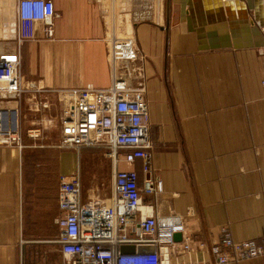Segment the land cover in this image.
<instances>
[{
	"label": "crops",
	"instance_id": "0c3cea01",
	"mask_svg": "<svg viewBox=\"0 0 264 264\" xmlns=\"http://www.w3.org/2000/svg\"><path fill=\"white\" fill-rule=\"evenodd\" d=\"M226 1L229 21L214 12L207 18L201 1L192 0V14L173 23L177 14L165 0L162 26L153 11L144 19V0H53L54 39H43L38 23L36 40L19 44L14 0L15 22L1 29L0 55L19 54L23 88L31 83L45 89L106 88L112 82L108 40L124 37L119 34L130 25L144 56L143 73L133 84L143 85L148 105L151 175L161 181V189L143 199L154 213L182 216L184 235L191 239L190 251L179 248L169 264H213L210 248L223 227L236 241L264 245V47L248 46L259 40L243 23L248 12L249 19L255 13L254 0L251 10L245 0ZM8 18L0 11V23ZM230 29L237 47L223 46L233 43ZM53 58L62 76L55 82L46 64ZM33 94L0 99L24 132L35 114L46 112L36 110ZM87 148L90 188L70 153ZM76 169L82 195L108 202L112 163L105 149L58 148L26 135L21 147L0 143V264H63L58 184ZM228 264H264V254Z\"/></svg>",
	"mask_w": 264,
	"mask_h": 264
},
{
	"label": "built area",
	"instance_id": "2783aa9c",
	"mask_svg": "<svg viewBox=\"0 0 264 264\" xmlns=\"http://www.w3.org/2000/svg\"><path fill=\"white\" fill-rule=\"evenodd\" d=\"M16 14L19 44L36 40L38 23H42V38L54 39L53 0H16ZM108 43L110 86L45 89L31 83L23 88L19 54L9 52L0 55V99L34 93L36 110L44 109L47 114H42L43 123L26 130L29 137L41 139L46 126L55 123L59 132L56 147H100L111 159L112 194L108 202L82 195L79 169L60 177L58 205L62 215L57 219V242L63 264H164L165 255L169 264L179 248L190 251L191 239L184 235L182 216L154 213L143 199V195L161 189V181L151 175L153 141L144 87L140 82L133 84L136 75L143 73L144 56L133 36L113 35ZM52 97L60 105L55 117L48 114ZM0 143L22 146L20 119L1 107ZM121 163L131 168H123ZM176 233L181 234L179 242ZM125 245H134V252H123ZM148 245L154 249L137 250V246ZM210 252L213 264H228L264 254V245L254 239L236 241L223 227Z\"/></svg>",
	"mask_w": 264,
	"mask_h": 264
},
{
	"label": "rangeland",
	"instance_id": "374dc122",
	"mask_svg": "<svg viewBox=\"0 0 264 264\" xmlns=\"http://www.w3.org/2000/svg\"><path fill=\"white\" fill-rule=\"evenodd\" d=\"M147 5H151V6L147 7ZM0 11L2 12V14L6 17V15L9 16L8 20L6 19L4 23H0V36L2 35L1 29L3 30V26L4 24L9 21L12 20L13 22H15V5H14V0H0ZM150 11H153L155 13V21H158L162 26L165 24V18H164V12H165V0H144V8H143V17L144 19H149L146 17H150L148 16ZM120 36H133V33L131 31V27L130 25H128L127 28V32L125 35L123 34H119ZM1 40H4L3 38H1ZM46 64L47 66L51 69L52 73L50 75V79H52V81H58L59 79H61V73H58V66H56V60L53 58L51 60H46ZM52 107H51V111H49V115L52 116H57L59 114L60 111V105L57 102V100L52 97ZM43 115L47 114V113H42ZM42 114L40 115V113L35 114V117L32 118H36L35 122L33 125L29 126L27 129L29 128H33V127H37L39 126L42 119ZM24 132V129L22 128V139L23 136L26 135L28 138L32 139L31 137H29L26 133V130ZM25 133V134H24ZM24 134V135H23ZM58 128L56 126L55 123H50L48 126H46V129L43 132V137L41 139H35L37 140L38 143L40 144H48V145H53L56 146V144L58 143ZM75 152V151H74ZM72 151H70L71 153V157H73L77 163V165L79 166L80 170L84 173L85 176V180L87 181V186L88 188H90V148L87 149H83L81 150V152L79 153H74ZM101 163H103V160L101 161ZM108 166L109 165V161L105 160L103 163V166ZM123 163H121L120 166H122ZM100 168V173L102 172V167ZM139 167V166H138ZM105 168V167H104ZM103 173H101L99 175V177L105 176L106 174L102 176ZM147 194H145L146 196ZM85 197H88L87 195H84Z\"/></svg>",
	"mask_w": 264,
	"mask_h": 264
},
{
	"label": "water",
	"instance_id": "95a60500",
	"mask_svg": "<svg viewBox=\"0 0 264 264\" xmlns=\"http://www.w3.org/2000/svg\"><path fill=\"white\" fill-rule=\"evenodd\" d=\"M196 1V0H193ZM201 1V7L203 11L206 12L207 18L209 13L214 12L217 16L223 17L225 20L226 18L228 21L231 19V15L229 12L230 5H228L226 0H217L215 3L212 5L206 4V0H200ZM246 5L248 7V10H251L253 8L252 4L249 2V0H245ZM170 2L172 3L173 6V16L175 17L177 14V17L175 19L173 18V23H178L180 21H184L185 16L189 13L192 14V0H167L168 4V10L170 6ZM254 6H255V13L254 15L251 16V19H249L248 16H250V12L247 13V19L243 21L245 28L250 29L254 36L256 37V40H259V42H255L254 44L248 45V46H255V47H264V11L262 10V6H264V0H254ZM242 7V5H240ZM177 12V13H176ZM199 16V15H198ZM237 16H238V11H237ZM203 18V16H202ZM187 21L189 19L187 18ZM230 25V23H229ZM230 35L232 38L233 42V36L234 32L232 29H230ZM223 46H233L237 47V45L233 43H229L227 45ZM175 240L180 241L181 240V234L176 233L175 234ZM123 252H134L135 246L134 245H125L122 248ZM154 249L153 245H148V246H138L137 250L138 251H152ZM165 252H167V249H165ZM165 262L164 264H168V257L167 255L164 256ZM36 264H51V263H36Z\"/></svg>",
	"mask_w": 264,
	"mask_h": 264
},
{
	"label": "bare ground",
	"instance_id": "6f19581e",
	"mask_svg": "<svg viewBox=\"0 0 264 264\" xmlns=\"http://www.w3.org/2000/svg\"><path fill=\"white\" fill-rule=\"evenodd\" d=\"M144 210H146V208H144Z\"/></svg>",
	"mask_w": 264,
	"mask_h": 264
}]
</instances>
